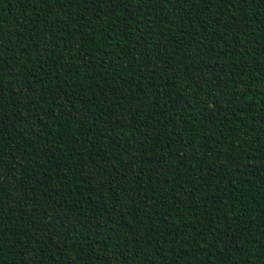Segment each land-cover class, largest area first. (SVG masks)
I'll return each mask as SVG.
<instances>
[{
    "label": "trees",
    "instance_id": "1",
    "mask_svg": "<svg viewBox=\"0 0 264 264\" xmlns=\"http://www.w3.org/2000/svg\"><path fill=\"white\" fill-rule=\"evenodd\" d=\"M0 264H264V0H0Z\"/></svg>",
    "mask_w": 264,
    "mask_h": 264
}]
</instances>
